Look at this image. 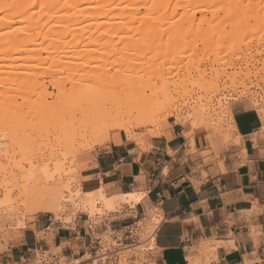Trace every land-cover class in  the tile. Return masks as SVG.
Segmentation results:
<instances>
[{
  "label": "crops",
  "instance_id": "1",
  "mask_svg": "<svg viewBox=\"0 0 264 264\" xmlns=\"http://www.w3.org/2000/svg\"><path fill=\"white\" fill-rule=\"evenodd\" d=\"M229 110L228 140L187 138L170 123L139 140L112 131L79 156L85 211L69 224L37 213L0 264H101L103 255L109 264L119 246L139 242L142 222L154 264H264V139L250 104ZM104 236L118 247L104 249Z\"/></svg>",
  "mask_w": 264,
  "mask_h": 264
},
{
  "label": "rangeland",
  "instance_id": "2",
  "mask_svg": "<svg viewBox=\"0 0 264 264\" xmlns=\"http://www.w3.org/2000/svg\"><path fill=\"white\" fill-rule=\"evenodd\" d=\"M208 1L194 0L189 9H194L199 3H208ZM233 2L234 0H222L219 3L208 6L206 11L204 9V11L196 13V24L204 19L209 22L202 25L201 31L195 25L177 33L174 38L176 46L169 51H163L157 57L149 54L140 61H129L127 64L129 70L136 66L142 68L145 63L148 64L149 62L150 64L156 62L160 68H163L166 73L162 80H153V82L149 83V86L148 84L141 85V87H144L140 89L145 97L150 96L151 98L152 96L158 103L164 102L166 98L173 101L171 108L167 107V112L165 109H158L155 113L157 114L155 115V120L150 121L146 125H140L136 120L137 114L134 112L129 113L131 109L127 112L128 106H122L120 108L122 121L126 125L128 124V127H131L130 129L133 131L132 139L139 140L143 135L159 136L162 129L170 123L181 127L187 138L193 137L196 132H203L209 139L222 136L228 140L233 126V118L230 114L229 106L230 102L237 100H244L254 108L260 123L259 132L264 139V39H260V36H258V38L260 37L258 39L256 36L248 35V37H244L241 40L236 39L231 43H226L218 40L216 35H212V37L207 35L228 29L229 22L222 19V17ZM140 11L142 12L143 10L140 9ZM181 11V9H178L176 13ZM216 12L219 13V20L213 19V15ZM239 18L237 17L236 20L240 23ZM169 31V29H165L160 35L163 37L167 36ZM85 37H89L86 42L90 44V48L93 50L89 59H85L86 61L81 59L75 62L69 71L65 70L60 75L50 76L46 74L48 70L45 71V68L39 69L40 71L37 70V72L36 70L30 72L31 69L24 67L27 64L24 59V52L16 55L19 60L4 63V65L12 66V68H3L4 73L0 74L1 78H4V84L0 87V103L5 98L16 99V103H20L22 96L26 98L31 95L33 96H31L32 99L39 101L42 97L40 94L42 87L40 90L39 85L45 86V93L52 92L53 95H56V90L51 86L56 78L66 82L64 87L69 88L71 82L77 80L83 70L82 76L86 74L85 77L87 76L91 80H98L94 82L95 86L90 88L93 93L103 88V86H105V89L109 87V91H111L110 88L114 89L113 85L110 84L112 87L106 85L107 75L119 72L126 67L125 61L120 58L117 59L118 57L116 58L114 55L116 49L122 45H117L109 31L104 32L102 37L98 39V35L94 30H88L85 33ZM208 38H212V40ZM179 40L183 41L177 42ZM98 42L99 44H95ZM131 45L136 48L140 46L138 41ZM48 46L45 43L42 47H47L50 52L49 55H53L51 47ZM249 47L252 54H254L255 49H258L260 56H256L255 59H248L247 48ZM38 48H41V46L39 45ZM178 54L184 56L178 60L176 58ZM42 57H46V55H42ZM171 57L175 60L173 63L169 60ZM152 60H155V62ZM78 66L80 67L77 68ZM82 68L84 69L81 70ZM247 71L250 74L245 76ZM19 72H36L35 74L38 73L37 75L39 76L36 75L31 82L22 83V81L14 79L16 75L22 76ZM37 85L39 89H37ZM52 101L53 99L48 98V102ZM103 101H100V104L99 102L97 103L98 107L95 104L82 106L83 108H81L82 104H79L81 102L77 104L78 101H75V99L61 105V107L57 104L55 111H53L54 116L59 107L58 112H64L65 117H63L64 121L62 119L60 123L56 121L58 127H56V124L53 127L48 125L46 116L43 114H41V118L44 119L39 120L40 115L35 116L36 111L34 112L32 107V109L28 106H25L26 108L24 106L23 108L20 107L18 108L19 113L17 112L18 105H15L17 106L16 108L13 105L14 107L11 106L13 108L10 109V105L6 107L0 104V118L5 120V125H0V141L10 137L6 141L10 142V146L13 147L11 150L8 145L9 147L6 151H1L0 149V253L6 250L9 243L16 242L21 238V230L25 227L24 222L26 220L30 221L33 216L37 215L32 214L30 210L31 203L29 202L28 205L27 201H24L28 199L27 196L33 198L36 196L44 197L51 193L61 194L63 199L58 205L60 210H58L59 212L51 213V215L64 224L73 222L79 211H85L80 201L81 196H83L80 171L83 167L79 164V156L82 153L93 150L95 147L107 144L110 141L112 132L108 135L105 134L104 137L100 130L101 126L96 125L92 118L83 116L89 113H101L100 111L107 104ZM67 104L68 106H66ZM106 106V108L110 107V105ZM163 110L164 112H161ZM30 113L33 114L30 115ZM197 113H202V119L196 117ZM180 120H184L185 125L181 126L179 124ZM17 123H19V127ZM60 124L65 126L75 124L77 128L80 126L78 129L73 128L72 131L68 130V132L62 133ZM15 127L18 128L15 131L16 134L8 136ZM11 129H13L12 132H10ZM118 132L126 137L123 131ZM31 134L35 140L32 137V140L28 138L27 135L30 136ZM6 135L7 138L5 137ZM29 140L32 142H29ZM21 187L26 190L24 191ZM28 190L31 193L28 192L29 194L27 195ZM31 190H34V192ZM50 190L51 192H49ZM38 192L39 195H35ZM22 195L25 196L22 198ZM23 203H27V209L24 206L25 204L22 205ZM93 213L99 214L101 212L95 211ZM93 213H90V215L93 216ZM138 228L140 240L133 245L118 247L108 236L103 237L101 244L104 249L109 247L119 248L114 256L109 257V264H154L150 259L151 249L154 246L151 245L152 233H150L149 224L139 223ZM106 256H99L97 259L101 260V264H106ZM60 264H66V260L62 259Z\"/></svg>",
  "mask_w": 264,
  "mask_h": 264
},
{
  "label": "bare ground",
  "instance_id": "3",
  "mask_svg": "<svg viewBox=\"0 0 264 264\" xmlns=\"http://www.w3.org/2000/svg\"><path fill=\"white\" fill-rule=\"evenodd\" d=\"M220 1L222 0H209L208 3L202 2L196 8L189 9L194 0H0V74L4 73L3 68H12V66L4 65V63L19 60L16 55L21 52L25 53L24 59L27 64L24 67L31 69L30 72L35 70L37 72V70L40 71L39 69L45 68V71L48 70L46 74L54 76L60 75L65 70L69 71L75 62L81 59H89L91 52H93L90 44L86 42L89 37H85V33L88 30H94L98 35V39L102 37L104 32L109 31L117 45H122L116 49L114 53L115 57L124 60L126 63V67L124 65L125 68L123 70L107 75L108 80L106 85L109 86L111 84L115 87L114 89L110 88L111 91H109V87L105 89V86H103V88L93 93L90 88L95 86L94 82L98 80H91L87 76L85 77L86 74L82 76V72H84V68H82L81 76L75 81L72 80L73 82H71L69 88L64 87L66 82H62L59 78H56L51 85L56 90V95H53L52 92L45 93V86L39 85L40 90L42 87L40 91L42 97L39 101L37 99L34 100V98L32 99L33 96L30 94L32 97L27 95L28 97L24 98L22 96L20 103H16V99L5 98L0 104L6 107L8 105L10 107L18 105V107L15 106V108L17 107V112H19L18 108H23V106H28L30 109L33 108L34 112L36 111L35 116L40 115L39 120L44 119L41 118V114H43L46 116L48 125L53 127V125H57L56 121L58 123L62 119L64 121V112H58L59 107L70 100H77V104L81 102L79 103L82 104L81 108L95 104L97 106L98 102L100 104V101L104 100L107 103L106 105H110L109 108H106L107 106L105 105V108L101 107L103 108L100 111L101 113L94 111L95 113H89L83 117L92 118L96 125H100V130L104 137L105 134L108 135L112 131H123L127 139H132L133 131H131V127H128V124L126 125L122 121L120 113L122 106H128V110L126 111L128 112L131 109L129 113L134 112L137 114L136 120L138 123L146 125L150 121L155 120V115H157L155 113L158 109H165L166 111L167 107L171 108L173 101L166 98L164 102H161L164 104H161L156 102L152 96L151 98L150 96L145 97L144 93H142L141 89L144 86L141 87V85L148 84L149 86V83L153 82V80H162L165 76V70L160 68L155 60H152L155 63H145L144 67L136 66L131 70L128 69L127 64L129 61H140L149 54L157 57L163 51L167 52L174 48L176 46L175 36L186 28L196 25L197 29L201 31L202 25L209 21L204 19L196 24L195 14L204 11V9L206 11L208 6ZM140 9L143 11L141 12ZM178 9L182 11L176 13ZM237 17H240V23L236 20ZM213 19H220L218 12L213 15ZM222 19L229 22L228 29L207 34L209 37L216 35L218 40L226 43H231L236 39L241 40L244 37H248V35L256 36L257 38L260 36V39H264V0H234L230 4L229 10L224 13ZM165 29H169L170 31L167 36L163 37L160 34ZM208 39L212 40V38ZM183 40L177 42H182ZM136 41L140 44L138 48L131 45L132 43H136ZM45 43L49 45L48 47H51L53 55H49L50 52L47 47H42ZM95 44H99V42ZM39 45L41 48H38ZM247 49L248 59L251 60L255 59L256 56H260L258 49H255V52L252 51L254 54L250 52V47ZM42 55H46V57H42ZM183 56L182 54H178L176 58L180 60L179 58ZM173 57L169 59L172 61L171 63L175 61ZM30 72H19L22 76L16 75L14 79L22 81V83L31 82L38 73ZM249 74L250 72L247 71L245 76ZM3 84L4 78L0 76V87ZM111 85L110 87H112ZM37 89H39L38 85ZM48 98L53 99V101L48 102ZM57 104L59 107H56L58 110L56 109L57 113L54 116L53 111H55ZM161 112H164V110ZM32 114L30 113V115ZM196 117L202 119L203 115L202 113H197ZM4 121L3 118H0V125H5ZM17 124L19 127V123ZM179 124L181 126L185 125L184 120H180ZM68 125L60 124V131L64 133L68 132V130L72 131L73 128L78 129L80 126L78 124L77 128L75 124ZM16 127L10 131L12 132L13 130L14 133H9L8 136L16 134L15 131L18 130ZM27 136L31 138L32 134ZM5 137L7 138V135ZM8 138L10 139V137ZM7 139L0 141L1 151H6L10 146V142L6 141ZM29 142L32 141L29 140ZM9 149L12 150L13 147ZM21 188L24 189V187ZM28 192L30 191H27V195L29 194ZM35 195H39V192ZM23 196L25 195H22V198ZM27 197L28 199L24 201H27L28 205L29 202L31 203L30 210L33 215L41 212L56 213L60 210L58 209V205H60L63 199L59 193H51L44 197L36 196L37 198ZM27 203H23L22 205L25 204L24 206H26ZM27 208L28 206H26Z\"/></svg>",
  "mask_w": 264,
  "mask_h": 264
}]
</instances>
